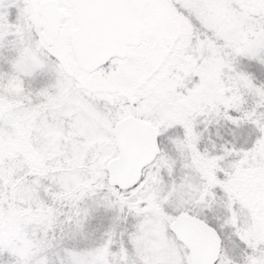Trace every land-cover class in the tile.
Here are the masks:
<instances>
[{"label": "snow or ice", "instance_id": "snow-or-ice-1", "mask_svg": "<svg viewBox=\"0 0 264 264\" xmlns=\"http://www.w3.org/2000/svg\"><path fill=\"white\" fill-rule=\"evenodd\" d=\"M0 264H264V0H0Z\"/></svg>", "mask_w": 264, "mask_h": 264}]
</instances>
